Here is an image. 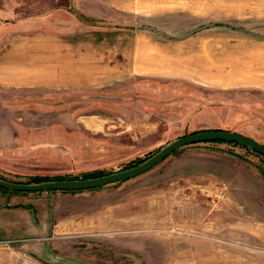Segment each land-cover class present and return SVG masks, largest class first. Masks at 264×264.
I'll list each match as a JSON object with an SVG mask.
<instances>
[{
    "label": "rangeland",
    "instance_id": "obj_1",
    "mask_svg": "<svg viewBox=\"0 0 264 264\" xmlns=\"http://www.w3.org/2000/svg\"><path fill=\"white\" fill-rule=\"evenodd\" d=\"M57 94L0 88V176L84 178L224 128L264 144V0L63 2ZM156 83V85L151 83ZM0 264H264V157L181 145L123 180L0 187Z\"/></svg>",
    "mask_w": 264,
    "mask_h": 264
},
{
    "label": "crops",
    "instance_id": "obj_2",
    "mask_svg": "<svg viewBox=\"0 0 264 264\" xmlns=\"http://www.w3.org/2000/svg\"><path fill=\"white\" fill-rule=\"evenodd\" d=\"M0 0V88L13 96L57 94L72 82L62 67L63 2ZM155 84L156 83H151Z\"/></svg>",
    "mask_w": 264,
    "mask_h": 264
},
{
    "label": "water",
    "instance_id": "obj_3",
    "mask_svg": "<svg viewBox=\"0 0 264 264\" xmlns=\"http://www.w3.org/2000/svg\"><path fill=\"white\" fill-rule=\"evenodd\" d=\"M211 140L238 142L264 156V144L257 142L249 136L229 129H202L182 134L171 139L142 161L126 168L116 169L91 177L50 179L38 182H18L0 178V187L9 190H65L96 187L105 183L123 180L141 173L181 145L191 142Z\"/></svg>",
    "mask_w": 264,
    "mask_h": 264
},
{
    "label": "trees",
    "instance_id": "obj_4",
    "mask_svg": "<svg viewBox=\"0 0 264 264\" xmlns=\"http://www.w3.org/2000/svg\"><path fill=\"white\" fill-rule=\"evenodd\" d=\"M209 129H224V128H209ZM202 130V129H201ZM195 131H197V130H195ZM191 132H194V131H191ZM188 133H190V132H188ZM247 136V135H246ZM220 142V141H222V140H211V141H209V142ZM222 142H226V143H232V144H239V145H241V146H243V147H245V148H248L247 146H244V145H242V144H240V143H238V142H232V141H222ZM248 149H250V148H248ZM173 151V150H172ZM254 151V150H253ZM255 153H257V154H259L258 152H256L255 151ZM259 155H261V154H259ZM147 157V156H146ZM146 157H144V158H146ZM261 157H264V156H262L261 155ZM144 158H142L140 161H142ZM140 161H138V162H140ZM137 162V163H138ZM136 164V163H135ZM134 165V164H133ZM130 166H132V165H130ZM127 167H129V166H127ZM122 168H126V167H122ZM102 174H104V173H102ZM97 175H101V174H96V175H89V176H86V177H91V176H97ZM0 178H3V177H1L0 176ZM3 179H5V178H3ZM7 180V179H6ZM43 180H48V179H43V178H34L33 179V182H38V181H43ZM28 182V181H27ZM6 189V188H5Z\"/></svg>",
    "mask_w": 264,
    "mask_h": 264
}]
</instances>
